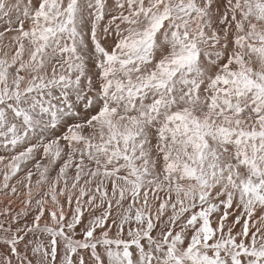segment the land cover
Listing matches in <instances>:
<instances>
[{"label":"snow or ice","instance_id":"6c2138e0","mask_svg":"<svg viewBox=\"0 0 264 264\" xmlns=\"http://www.w3.org/2000/svg\"><path fill=\"white\" fill-rule=\"evenodd\" d=\"M0 264H264V0H0Z\"/></svg>","mask_w":264,"mask_h":264}]
</instances>
